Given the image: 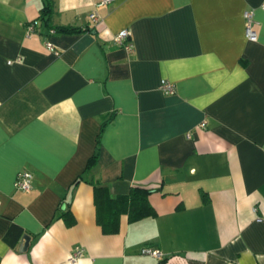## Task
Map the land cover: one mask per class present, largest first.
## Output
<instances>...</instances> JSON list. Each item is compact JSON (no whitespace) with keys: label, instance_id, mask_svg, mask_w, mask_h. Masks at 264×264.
Returning <instances> with one entry per match:
<instances>
[{"label":"crops","instance_id":"0c3cea01","mask_svg":"<svg viewBox=\"0 0 264 264\" xmlns=\"http://www.w3.org/2000/svg\"><path fill=\"white\" fill-rule=\"evenodd\" d=\"M51 2L48 27L42 0H0V264H264V0ZM92 181L112 198L148 189L156 217L103 235ZM66 205L72 227L54 218Z\"/></svg>","mask_w":264,"mask_h":264},{"label":"trees","instance_id":"16d2710c","mask_svg":"<svg viewBox=\"0 0 264 264\" xmlns=\"http://www.w3.org/2000/svg\"><path fill=\"white\" fill-rule=\"evenodd\" d=\"M53 12V4L51 0H42V8L40 11V19L49 27V20ZM60 33H80L81 29L72 27L59 28ZM107 121L101 123L100 131L96 139L95 151L85 168V174L91 171L97 164L98 152L101 135L107 125ZM81 179L78 178L74 184L78 183ZM93 188V204L95 207V221L97 226L100 227L103 235H115L119 231V221L121 216H126L129 224L136 223L146 218L156 217V211L149 202L150 191L141 186H132L129 192L125 195H118L112 198L105 187H102L98 182H90ZM202 203L207 204L209 198L205 193L201 194ZM55 219H61L67 227H72L75 224V219L66 205V208L61 210L57 209ZM19 234H21V229ZM12 232V231H11ZM10 232L6 234L5 239L12 248L15 247L14 243L8 239Z\"/></svg>","mask_w":264,"mask_h":264},{"label":"built area","instance_id":"2783aa9c","mask_svg":"<svg viewBox=\"0 0 264 264\" xmlns=\"http://www.w3.org/2000/svg\"><path fill=\"white\" fill-rule=\"evenodd\" d=\"M112 2L113 0H101V2L98 3V6L109 5ZM261 9L264 11V6H261ZM89 18L92 21L97 20V17L94 13H92L89 16ZM243 20H244L245 38L250 42H255L257 39L258 24L254 19V10L253 9L246 10L243 13ZM37 24H38L37 21H33L26 26L27 37L35 35ZM54 33L55 31L53 30L50 31V34H54ZM129 38H130V32L127 30H123L114 36L113 41L119 46L123 47L125 50L130 51L131 43L129 41ZM45 46L47 50L51 52L54 51L53 46L50 43H46ZM159 89L166 96H172L175 94V89L173 85L170 82L165 81V80L161 81ZM204 126H205L204 123L201 124V127H204ZM31 180H32V176L30 173L20 172L16 177L14 187L18 191L29 192L31 190ZM83 254H84L83 249H81L80 247H76L71 253L69 257V261L74 263L77 260H79L83 256ZM141 255L150 256L156 259L162 258V253L160 251L154 248H149V247L143 248L141 250Z\"/></svg>","mask_w":264,"mask_h":264},{"label":"water","instance_id":"95a60500","mask_svg":"<svg viewBox=\"0 0 264 264\" xmlns=\"http://www.w3.org/2000/svg\"><path fill=\"white\" fill-rule=\"evenodd\" d=\"M29 239L30 238L27 235H23V237H22V245L20 247V251L21 252L26 251V249H27V247L29 245Z\"/></svg>","mask_w":264,"mask_h":264}]
</instances>
